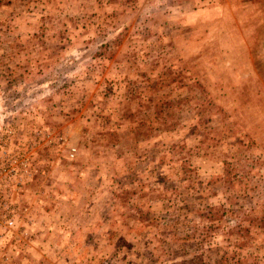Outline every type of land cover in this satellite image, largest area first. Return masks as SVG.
Listing matches in <instances>:
<instances>
[{
    "label": "rangeland",
    "instance_id": "rangeland-1",
    "mask_svg": "<svg viewBox=\"0 0 264 264\" xmlns=\"http://www.w3.org/2000/svg\"><path fill=\"white\" fill-rule=\"evenodd\" d=\"M0 210V264H264V0H0Z\"/></svg>",
    "mask_w": 264,
    "mask_h": 264
},
{
    "label": "built area",
    "instance_id": "built-area-1",
    "mask_svg": "<svg viewBox=\"0 0 264 264\" xmlns=\"http://www.w3.org/2000/svg\"><path fill=\"white\" fill-rule=\"evenodd\" d=\"M0 211H2V210H0ZM2 224L5 225V226L8 225L9 224V220L8 219H5ZM0 229H1L0 236H2L3 235L2 228H0Z\"/></svg>",
    "mask_w": 264,
    "mask_h": 264
}]
</instances>
